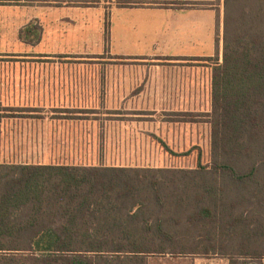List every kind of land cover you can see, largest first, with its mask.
<instances>
[{
	"label": "crops",
	"instance_id": "crops-1",
	"mask_svg": "<svg viewBox=\"0 0 264 264\" xmlns=\"http://www.w3.org/2000/svg\"><path fill=\"white\" fill-rule=\"evenodd\" d=\"M223 23L221 0H0V164L163 169L162 132L196 123L158 116L211 114ZM101 52L105 74L2 71Z\"/></svg>",
	"mask_w": 264,
	"mask_h": 264
},
{
	"label": "trees",
	"instance_id": "trees-1",
	"mask_svg": "<svg viewBox=\"0 0 264 264\" xmlns=\"http://www.w3.org/2000/svg\"><path fill=\"white\" fill-rule=\"evenodd\" d=\"M223 7V62L212 74L210 165L200 147L179 154L161 139L171 156L196 151L197 168L0 164V264H146L153 249L174 243L170 217L161 214L182 209L178 205L194 206L188 227L240 231V240L249 238L245 247L258 254L249 258H262L264 221L249 216V205L264 202V0H224ZM240 206L244 211L234 214ZM225 239L226 248L234 246L236 238ZM207 246L215 251L213 242ZM230 264L245 263L231 255Z\"/></svg>",
	"mask_w": 264,
	"mask_h": 264
},
{
	"label": "rangeland",
	"instance_id": "rangeland-1",
	"mask_svg": "<svg viewBox=\"0 0 264 264\" xmlns=\"http://www.w3.org/2000/svg\"><path fill=\"white\" fill-rule=\"evenodd\" d=\"M224 0H221V4L223 6ZM5 59V58H3ZM113 59L107 52H101L98 55L86 53L83 56H76L69 60L61 59V65L58 67L57 61H52L51 64L41 65L38 63L36 66L31 64L27 70L24 69H13L8 68L7 70L2 71H45V72H68V73H88V74H105L108 72V68L112 66ZM1 60V59H0ZM3 61L11 62L10 59H5ZM123 61H119L115 59V70H118L123 67V65L130 64ZM216 62V61H215ZM132 64V63H131ZM101 98L106 99V92L101 90L98 94ZM100 98V99H101ZM103 102V101H102ZM104 104V103H103ZM212 112V111H211ZM116 115L118 113H115ZM119 115V114H118ZM196 119L194 118V124L192 135L190 132L187 135V140H183L179 138L181 134L173 133V134H165L162 132V137L168 140H172L175 143L171 144L170 147L176 153H185L198 146L202 149L204 154V163L206 165H210L211 163V126L209 123V114H197ZM101 118V117H100ZM118 120H122V116L119 115ZM189 117L186 115H172L169 114H160L158 116L159 122L164 123L166 121L170 122H185ZM183 141H186L184 143ZM151 152H154V149L151 148ZM157 150H159V146H156ZM163 151V154L166 152ZM156 154H158L156 152ZM153 164L159 163L160 168L167 170H195L197 168V152L194 151L193 154L189 157H172L170 155L165 154L163 159L151 162ZM178 192L184 191L183 188H176ZM191 190L193 189H186ZM190 207V208H189ZM187 206L178 205L176 208L182 209H174V210H166L164 214H161L163 217L169 219L170 223L167 226V231L169 234L173 235L174 243L172 244H164L165 247H162L160 250L153 249L152 254L146 255L144 258L146 260V264H230V256H236L240 259L241 263L245 264H264V255L262 258H249L256 257L258 254L256 251L252 250V246L245 247L249 238L240 237L242 232L240 231H231L227 228H221L220 226H198L197 228H191L186 225L187 214L193 212V205ZM249 207L253 208L252 216L253 220H263L264 215H260L256 212L258 209L262 210L264 213V202L259 204L257 200L254 201ZM174 208V207H173ZM245 206H240L239 211L236 210L234 214H239V212L244 211ZM247 215V214H246ZM173 216V217H172ZM179 220L181 222L177 223L175 220ZM226 236H231L232 239L236 238L235 244L233 247H225V244H222ZM207 237L212 241H207ZM226 240V239H225ZM208 242H213L215 245L214 252H207L206 248ZM242 244L240 246L239 244ZM261 254V253H260Z\"/></svg>",
	"mask_w": 264,
	"mask_h": 264
}]
</instances>
